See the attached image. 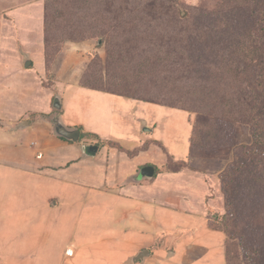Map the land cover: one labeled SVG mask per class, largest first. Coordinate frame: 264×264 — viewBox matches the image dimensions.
<instances>
[{
    "label": "rangeland",
    "instance_id": "1",
    "mask_svg": "<svg viewBox=\"0 0 264 264\" xmlns=\"http://www.w3.org/2000/svg\"><path fill=\"white\" fill-rule=\"evenodd\" d=\"M133 13L143 19L144 26L131 24ZM183 47H188L183 58L188 64L176 70L173 59ZM23 53L34 61L27 70ZM214 68L219 75L213 73ZM183 75L189 80L180 77ZM206 80L208 84L196 88ZM1 84L8 90L0 87L1 127L18 126L43 114L55 135L58 126L69 130L74 129L73 124L88 126L92 134L78 130L81 140L91 147L115 140L130 152L147 138L162 140L164 145H150L155 155L150 157L142 153L132 158L126 151L120 153L105 145L113 165L117 160L124 163L123 170L115 171L116 177L127 181L139 176L143 168L138 165L168 162L170 169H177L167 157H186L191 127L198 121V136L211 133V140L206 148H192V164L216 177L209 195L215 211L208 215L214 216L215 224L219 220L216 214L226 213L218 174L234 161L235 147L252 143L251 121L240 124L233 119L243 117L239 114L243 111L251 115L264 112V0H0ZM189 88L193 89L191 95ZM101 90L148 95L159 103H147L141 112L142 104L136 108L133 99L93 93ZM164 106L186 110L192 125L186 113L178 109L168 113ZM137 119L141 122H135ZM153 125L165 137L155 136ZM93 170L94 166L91 173L85 171L82 180L92 179ZM260 172L257 176L264 178V163ZM179 181L173 178L170 183L162 175L154 186L157 189L144 192L165 200L169 194L182 193L185 204L189 189L178 188ZM165 185L174 190L169 193ZM234 186L229 189L232 200L237 197L242 209L234 206L232 211L230 227L237 238L235 246H230V264H250L246 258L256 259L255 250L264 255V192L255 194L261 181L248 183L239 176L227 188ZM181 198L173 203L184 209ZM152 261L161 262L159 258Z\"/></svg>",
    "mask_w": 264,
    "mask_h": 264
},
{
    "label": "crops",
    "instance_id": "2",
    "mask_svg": "<svg viewBox=\"0 0 264 264\" xmlns=\"http://www.w3.org/2000/svg\"><path fill=\"white\" fill-rule=\"evenodd\" d=\"M23 57L27 70L34 63L33 57L25 53ZM0 87L8 92L4 84ZM96 91L93 93L127 98ZM133 100L136 108L142 106L141 112L150 103ZM56 104L62 108L58 101ZM162 109L169 113L178 108ZM178 110L187 114L192 125L189 114ZM45 117L39 114L18 126L0 125V149L4 151L0 153V264H228L227 236L213 228V217L208 216L215 211L209 205V195L216 177L192 164L193 126L186 157H167L177 169H170L168 162L138 165L152 168L153 174L147 176L142 169L138 177L127 181L116 177L115 171L123 170L120 166L124 163L117 160L113 165L106 146L138 158L142 153L155 156L150 145H164L162 140L147 138L130 152L121 143L108 140L104 145L94 143L93 150L81 140V131L93 133L88 126L73 124V130L65 128L79 131L78 140L73 141L55 135V128ZM153 132L158 138L165 137L157 127ZM93 166V178L83 181V174L91 173ZM162 175L170 183L173 178L179 179L182 184L178 188L189 189L185 204L182 193L169 194L165 200L144 192L150 187L157 189L154 186ZM204 182L209 186L208 193ZM165 188L169 193L174 190L171 185ZM177 197H183L184 209L173 203ZM195 204L201 205L200 209L194 208ZM143 252L148 255L135 260ZM158 258L161 262L152 261Z\"/></svg>",
    "mask_w": 264,
    "mask_h": 264
},
{
    "label": "trees",
    "instance_id": "3",
    "mask_svg": "<svg viewBox=\"0 0 264 264\" xmlns=\"http://www.w3.org/2000/svg\"><path fill=\"white\" fill-rule=\"evenodd\" d=\"M149 12H151V11H149ZM132 17H133V20H132L131 24L133 26H135V24H140V25L144 26L143 25V23H144L143 19L140 18L139 15H136V13H133ZM144 21H145V19H144ZM183 48H184V50L183 49L175 50V53H176V51L179 50L177 52V54H175L176 58L173 59V60H175V63H172V67L176 70H180V69H182L183 66H187V64H188L183 60V58L187 57L188 47H183ZM162 61L171 62V60L168 61L165 59ZM229 61L234 62V59L233 60L230 59ZM213 65L216 66V64H213ZM207 68L209 71L212 70V66H211V68L209 66ZM213 73H216L219 75V71H216V68H214ZM213 73H212V75H213ZM180 77L183 79L189 80V78L187 76L183 75ZM177 80H176L175 84L178 83ZM179 83H181V81ZM198 83L199 84L196 88H200L201 86L208 84V80H206L204 82H198ZM176 87H177V85H176ZM178 89H180V88H178ZM263 89H264V85H263ZM192 90H193L192 88H189L188 94L191 95ZM103 92L111 93V94H114L117 96H123V97L131 98V99H135V100H140V101H144V102L155 103L154 101L149 100L148 95H144L143 97H141V96H137L136 94L130 93V91L127 93H121V94L115 93L116 91L115 92L103 91ZM212 93L213 92L209 93V95ZM262 102L264 104V99L262 100ZM158 103L159 102H157L155 104H158ZM160 105H165V104L161 103ZM165 106H167V105H165ZM168 107H171V106H168ZM251 107H252V111H253V106H251ZM174 108H176V107H174ZM181 110H183V109H181ZM184 111H186V110H184ZM247 112H249V111L240 112L239 114L240 115L243 114V117L242 116L240 117L238 115L237 117H235V119H233V121H235L236 123H240V124L247 123L248 120L251 121V124L254 126V131L252 132V143L250 145H247V146L242 145L239 147H235L234 161L222 173L220 172L218 174V180L220 182V185L222 186V190H223L224 195H225L226 213L225 214H218V215L216 214V217H219V220H217L216 223L219 224V223H222V221H223V224L220 226L219 225L217 226L216 223L213 224V222L216 219H214V218L211 219V225L213 226V228L222 230L227 236L228 240H227V246H226V253H227L228 264H230V262H231L230 257H229V255L231 253L229 251L230 246H231V244H232V246H235L234 240L237 238V237H235L236 235H234L232 226L230 227V221H231L232 217L234 216L232 211L233 210L235 211L234 206L237 208V210H238V208H240V209H242V208L240 206V201H237V197H235V200H232V197H231L232 191H230V190H234V188L236 186H234L232 188H227V187L229 186L230 183H232L233 181H236V177L239 176L241 178H244V180L247 181L248 183L255 182V181L257 183H260V181H261V187L256 189L255 194L263 195L262 192H264V178L257 176V175L261 174L260 168L262 167V165L264 163V112L262 114H259V115H257V114L251 115L250 113H247ZM245 115H249V116H245ZM241 118H243L245 120V122L242 121ZM198 124H199V122L196 121L194 126L192 125L193 126V134L191 137V148L198 147V148L203 149V148H206V144L209 145V142L211 140L210 139L211 133L207 134L205 138H203L202 135L198 136L199 134H201L199 131V125ZM207 125L208 124H206V126ZM197 138L201 139V141L197 142ZM236 185H238V183ZM236 196H237V194H236ZM211 217H214V216H211ZM226 219H228L229 222L228 221L225 222ZM241 248H242V251L244 252L245 248L243 246H241ZM255 252L257 254L256 259H254L253 261H250V259L247 257L246 260L250 264H264V255L262 256L261 250L258 249V250H255ZM246 254H248V253L246 252ZM263 254H264V252H263ZM245 264H246V262H245Z\"/></svg>",
    "mask_w": 264,
    "mask_h": 264
},
{
    "label": "water",
    "instance_id": "4",
    "mask_svg": "<svg viewBox=\"0 0 264 264\" xmlns=\"http://www.w3.org/2000/svg\"><path fill=\"white\" fill-rule=\"evenodd\" d=\"M58 133L62 136H64L67 139L77 141L79 138V131H68L65 128L59 127L58 126ZM93 150H96L95 147L92 148ZM143 174L147 176H151L153 174V169L150 167H146L142 171ZM146 255H148L147 252H143L141 255L135 258V260L143 259Z\"/></svg>",
    "mask_w": 264,
    "mask_h": 264
},
{
    "label": "built area",
    "instance_id": "5",
    "mask_svg": "<svg viewBox=\"0 0 264 264\" xmlns=\"http://www.w3.org/2000/svg\"><path fill=\"white\" fill-rule=\"evenodd\" d=\"M42 155L41 154H39V156L38 157H41Z\"/></svg>",
    "mask_w": 264,
    "mask_h": 264
}]
</instances>
